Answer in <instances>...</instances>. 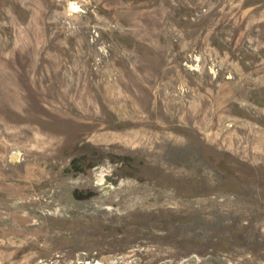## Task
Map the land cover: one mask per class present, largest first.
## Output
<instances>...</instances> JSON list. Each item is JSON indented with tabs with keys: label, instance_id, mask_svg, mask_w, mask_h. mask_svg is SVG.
I'll return each instance as SVG.
<instances>
[{
	"label": "rangeland",
	"instance_id": "374dc122",
	"mask_svg": "<svg viewBox=\"0 0 264 264\" xmlns=\"http://www.w3.org/2000/svg\"><path fill=\"white\" fill-rule=\"evenodd\" d=\"M0 264H264V0H0Z\"/></svg>",
	"mask_w": 264,
	"mask_h": 264
}]
</instances>
